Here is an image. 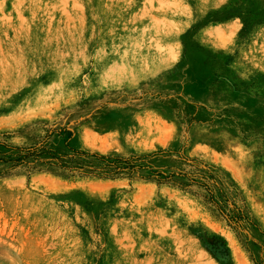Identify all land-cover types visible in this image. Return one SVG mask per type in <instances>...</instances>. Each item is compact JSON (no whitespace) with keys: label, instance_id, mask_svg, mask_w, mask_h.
<instances>
[{"label":"rangeland","instance_id":"obj_1","mask_svg":"<svg viewBox=\"0 0 264 264\" xmlns=\"http://www.w3.org/2000/svg\"><path fill=\"white\" fill-rule=\"evenodd\" d=\"M0 264H264V0H0Z\"/></svg>","mask_w":264,"mask_h":264},{"label":"bare ground","instance_id":"obj_2","mask_svg":"<svg viewBox=\"0 0 264 264\" xmlns=\"http://www.w3.org/2000/svg\"><path fill=\"white\" fill-rule=\"evenodd\" d=\"M38 10H39V8H38Z\"/></svg>","mask_w":264,"mask_h":264}]
</instances>
